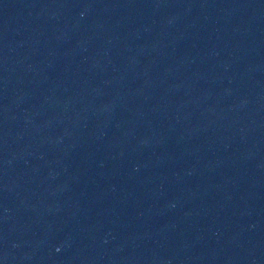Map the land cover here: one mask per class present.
<instances>
[{
    "label": "water",
    "instance_id": "obj_1",
    "mask_svg": "<svg viewBox=\"0 0 264 264\" xmlns=\"http://www.w3.org/2000/svg\"><path fill=\"white\" fill-rule=\"evenodd\" d=\"M0 264H264V0H0Z\"/></svg>",
    "mask_w": 264,
    "mask_h": 264
}]
</instances>
